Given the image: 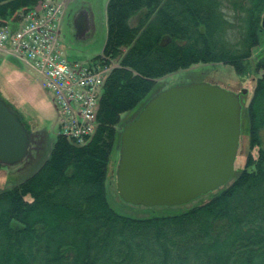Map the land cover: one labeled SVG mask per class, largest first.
<instances>
[{
    "label": "trees",
    "instance_id": "trees-1",
    "mask_svg": "<svg viewBox=\"0 0 264 264\" xmlns=\"http://www.w3.org/2000/svg\"><path fill=\"white\" fill-rule=\"evenodd\" d=\"M40 1L0 0V24L16 27ZM263 13L264 0H109L106 43L92 63L118 64L95 132L85 143L36 135L39 153L24 160L33 172L0 189V264H264V75L248 106L258 155L208 200L136 218L113 209L106 190L121 127L132 121L123 114L136 117L160 79L194 64L244 72Z\"/></svg>",
    "mask_w": 264,
    "mask_h": 264
},
{
    "label": "water",
    "instance_id": "water-1",
    "mask_svg": "<svg viewBox=\"0 0 264 264\" xmlns=\"http://www.w3.org/2000/svg\"><path fill=\"white\" fill-rule=\"evenodd\" d=\"M80 13L75 26L83 37L89 18ZM241 113L240 94L219 84L192 81L157 92L122 130L116 171L121 197L178 205L225 185L235 173ZM32 140L22 116L0 95V164L23 162Z\"/></svg>",
    "mask_w": 264,
    "mask_h": 264
},
{
    "label": "rangeland",
    "instance_id": "rangeland-1",
    "mask_svg": "<svg viewBox=\"0 0 264 264\" xmlns=\"http://www.w3.org/2000/svg\"><path fill=\"white\" fill-rule=\"evenodd\" d=\"M108 2L109 0H70L61 26V37L65 54L71 60L88 62L102 54L108 35ZM81 9L89 18V27L83 37H78L75 17ZM263 17L264 13L261 24ZM244 63V72H239L235 66L224 61L200 62L189 68L170 73L159 82V88L162 90L180 83L207 81L240 94L242 130L234 176L245 168L250 154L254 158L258 155V147L252 146L250 141L248 106L257 79L264 75V34L259 45L252 49L251 56L246 58ZM112 64L117 65L118 62L115 60L112 61ZM0 89L4 98L13 108L23 114L27 126L32 130L34 142H37L36 135L44 132L51 142L54 141L59 132V119L53 96L49 90L43 87L41 79L31 68L10 58L1 60ZM244 89L246 92H243ZM136 113L123 114V118L133 120ZM124 126L121 127V134ZM120 144L112 154L106 180L108 201L118 213L136 218H146L156 214H175L210 198L213 191L178 205L147 206L125 201L117 188L116 171L120 158ZM38 153V146L33 144L30 155H34L36 158ZM33 167L32 163L25 161L14 165L0 164V189L22 181L33 172Z\"/></svg>",
    "mask_w": 264,
    "mask_h": 264
},
{
    "label": "built area",
    "instance_id": "built-area-1",
    "mask_svg": "<svg viewBox=\"0 0 264 264\" xmlns=\"http://www.w3.org/2000/svg\"><path fill=\"white\" fill-rule=\"evenodd\" d=\"M70 0H41L15 28L0 24V56L31 68L52 93L60 132L84 142L94 132L110 66L70 60L62 47L61 26Z\"/></svg>",
    "mask_w": 264,
    "mask_h": 264
},
{
    "label": "crops",
    "instance_id": "crops-1",
    "mask_svg": "<svg viewBox=\"0 0 264 264\" xmlns=\"http://www.w3.org/2000/svg\"><path fill=\"white\" fill-rule=\"evenodd\" d=\"M3 59H4V57H0V61L3 60ZM10 59L14 60L15 62H18L17 60H15V59H13V58H10ZM0 91L2 92L1 89H0ZM2 93H3V92H2Z\"/></svg>",
    "mask_w": 264,
    "mask_h": 264
},
{
    "label": "flooded vegetation",
    "instance_id": "flooded-vegetation-1",
    "mask_svg": "<svg viewBox=\"0 0 264 264\" xmlns=\"http://www.w3.org/2000/svg\"><path fill=\"white\" fill-rule=\"evenodd\" d=\"M79 12H81L80 14H84L85 11L83 9H81Z\"/></svg>",
    "mask_w": 264,
    "mask_h": 264
}]
</instances>
